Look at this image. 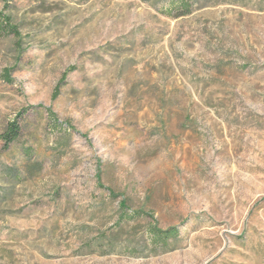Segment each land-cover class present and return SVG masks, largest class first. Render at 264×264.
<instances>
[{
    "label": "rangeland",
    "instance_id": "374dc122",
    "mask_svg": "<svg viewBox=\"0 0 264 264\" xmlns=\"http://www.w3.org/2000/svg\"><path fill=\"white\" fill-rule=\"evenodd\" d=\"M168 1L0 0V264H264V0Z\"/></svg>",
    "mask_w": 264,
    "mask_h": 264
},
{
    "label": "trees",
    "instance_id": "16d2710c",
    "mask_svg": "<svg viewBox=\"0 0 264 264\" xmlns=\"http://www.w3.org/2000/svg\"><path fill=\"white\" fill-rule=\"evenodd\" d=\"M198 0H169L165 13L171 17L177 18L190 14L194 10V5ZM16 26L12 22L11 16L0 11V35L7 36L10 34L17 35ZM20 123L18 119L11 120L7 123L5 131L0 134V138L7 147L11 142L18 139L20 135ZM129 213L124 210L122 217L128 216ZM164 233L167 235L175 234V230H159L156 227H150L147 234L152 242H160L159 234Z\"/></svg>",
    "mask_w": 264,
    "mask_h": 264
}]
</instances>
